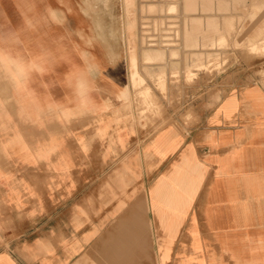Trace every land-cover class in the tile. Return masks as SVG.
<instances>
[{"label": "crops", "instance_id": "obj_1", "mask_svg": "<svg viewBox=\"0 0 264 264\" xmlns=\"http://www.w3.org/2000/svg\"><path fill=\"white\" fill-rule=\"evenodd\" d=\"M102 2L0 0V264H264V78L148 134Z\"/></svg>", "mask_w": 264, "mask_h": 264}, {"label": "rangeland", "instance_id": "obj_2", "mask_svg": "<svg viewBox=\"0 0 264 264\" xmlns=\"http://www.w3.org/2000/svg\"><path fill=\"white\" fill-rule=\"evenodd\" d=\"M218 1L225 6L219 9ZM262 1L211 0L207 9L200 2L194 11H186L183 0H126L129 9L124 12V2L119 0L122 9L116 14L122 22L121 26L115 24L114 29L116 35L125 36V19L129 33L127 52L131 54L127 58L128 90L122 96L130 106L123 109L124 116L142 121L141 127H145L148 134L175 124L172 117L177 114L181 115L183 124L190 126L196 123L193 105H202L207 99L215 100L225 86H245L261 81L264 78V34L258 36L259 45L249 40L263 27L264 10L252 20L248 13ZM107 2L109 4L110 0ZM215 2L218 10L208 11ZM212 14L220 15L216 16V22L207 20ZM220 34L227 36V42L216 47L208 39L213 40ZM147 37L151 39L148 44L157 47L149 46ZM175 38L176 43H171ZM186 38L191 41L189 44L185 43ZM136 39L141 41L140 54L134 43ZM167 44L173 45L165 46ZM180 51L183 53L182 68L176 62ZM151 52L161 53L162 58H151ZM166 68L171 70L170 74H166Z\"/></svg>", "mask_w": 264, "mask_h": 264}, {"label": "bare ground", "instance_id": "obj_3", "mask_svg": "<svg viewBox=\"0 0 264 264\" xmlns=\"http://www.w3.org/2000/svg\"><path fill=\"white\" fill-rule=\"evenodd\" d=\"M98 1V0H97ZM101 2H102V0H100ZM104 1V6H105V8L106 9H108V7H107V1L108 0H103ZM223 1V0H222ZM200 2L204 5V7L207 9L211 4V0H183V7H184V9L186 10V11H189V10H192V11H194L195 9H197V6H198V4H200ZM101 3V4H102ZM225 6V3L224 2H221V1H218V7H219V9L220 8H222V7H224ZM104 10V9H103ZM108 11V13L110 12V10H107ZM89 15V14H88ZM91 15V14H90ZM93 15L94 14H92V17H93ZM109 16L113 19L114 17L112 16V14H109ZM90 17V16H89ZM108 18V17H107ZM97 19V18H96ZM115 19V18H114ZM119 19H120V17H119ZM92 22H93V20H92ZM113 24L115 25L116 23L115 22H113ZM124 28V27H123ZM105 32L106 33H108V34H110V35H113V36H116V33H115V29H114V26L113 25H110V26H106L105 27ZM112 37V36H111ZM145 37H146V35H145ZM188 37V36H187ZM117 38V37H116ZM149 37H147V44L151 41V39H148ZM176 41V38L173 40V41H171V43H174ZM191 41L189 40V38H186L185 39V43L186 44H189ZM176 43V42H175ZM149 45V44H148ZM171 45H173V44H170V45H165V46H171ZM119 46V45H118ZM149 46H156V45H154V44H150ZM157 47V46H156ZM150 56H151V58H154V59H160V58H162V55H161V53H157V52H151L150 53ZM263 70V69H262ZM164 119V118H163ZM45 152V151H44ZM41 153V152H40ZM37 161V160H36ZM45 163H46V161H45ZM238 247V246H237ZM231 250V249H230ZM232 251H233V249H232ZM236 262V261H235Z\"/></svg>", "mask_w": 264, "mask_h": 264}, {"label": "clouds", "instance_id": "obj_4", "mask_svg": "<svg viewBox=\"0 0 264 264\" xmlns=\"http://www.w3.org/2000/svg\"><path fill=\"white\" fill-rule=\"evenodd\" d=\"M76 92H77V96H81L82 95V88H81L80 84L77 85Z\"/></svg>", "mask_w": 264, "mask_h": 264}]
</instances>
